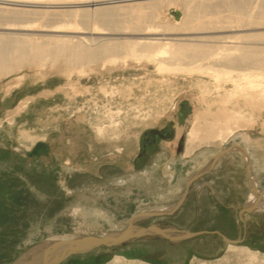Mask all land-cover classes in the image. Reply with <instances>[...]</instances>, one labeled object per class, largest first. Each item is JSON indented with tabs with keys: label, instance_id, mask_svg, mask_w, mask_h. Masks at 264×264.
I'll list each match as a JSON object with an SVG mask.
<instances>
[{
	"label": "rangeland",
	"instance_id": "1",
	"mask_svg": "<svg viewBox=\"0 0 264 264\" xmlns=\"http://www.w3.org/2000/svg\"><path fill=\"white\" fill-rule=\"evenodd\" d=\"M159 7L164 19L184 16L179 1ZM238 28L218 34L250 30ZM31 32L40 51L33 46L13 69L0 72V264L39 251L52 238L103 235L142 212L134 225L218 230L240 241L200 233L172 242L149 233L71 254L58 264H264L262 203L253 213H242L243 227L233 208L213 216L206 188H197L198 174L187 181L219 149L257 146L264 136L263 108L251 126L223 140H187L194 113L225 96L233 86L228 77H236V71L203 67L198 72L193 60L157 67L146 57L122 52L68 63L56 48L69 41ZM25 41L34 39L14 40L19 46ZM243 72L248 91L264 88V69ZM8 82L12 87L6 89ZM97 123L108 127L101 135ZM243 133L249 143L241 139ZM263 182L258 181L259 188ZM248 188L249 194L250 183ZM172 203L175 207L162 215L147 212ZM115 255L123 259L114 263Z\"/></svg>",
	"mask_w": 264,
	"mask_h": 264
},
{
	"label": "bare ground",
	"instance_id": "2",
	"mask_svg": "<svg viewBox=\"0 0 264 264\" xmlns=\"http://www.w3.org/2000/svg\"><path fill=\"white\" fill-rule=\"evenodd\" d=\"M178 1L183 5L184 16L179 20L164 19L159 6L163 2ZM252 2L256 5L253 6ZM257 4L260 7L256 8ZM261 6H264V0H0V72L13 69L20 58L28 52L31 53L33 46L40 51L39 41L31 32L33 30L49 33V37L58 38L56 42L69 41L68 45L56 48L57 51L65 52L62 58L68 63L114 56L122 52L126 56L146 57L154 61L157 67L180 65L182 61L179 60L184 61L182 65H187L193 60L198 63L194 69L187 67L188 70L199 69L202 72L205 67L211 72L236 71V77H228L233 86L227 94L219 98V101H214L216 103H213V107L207 101L209 104L205 110L196 111L188 130L187 140L190 144L210 139L223 140L238 128L251 126L264 108V88L248 91L246 86L250 85V81L243 72L250 68L264 69V9ZM95 21L103 25H94ZM232 26L239 27L238 31H252L245 30V33L241 31L225 36L218 34ZM28 37L34 41H25L28 44L21 46L14 42L17 38ZM184 58L190 61L186 63ZM8 83L6 89L12 87ZM261 125L264 128V119ZM105 126L97 123L96 133L101 135L108 128ZM246 137L241 135L243 142L249 143ZM239 148L242 152L244 150V155L248 158L245 148ZM249 163L251 165L250 160ZM255 197V191L250 192L247 202L258 205L260 201H255ZM263 200L264 196L261 201ZM171 207L174 208L175 205L154 208L147 212L162 215ZM143 214L134 213L123 227L103 232L99 237L138 228L133 222ZM164 229L171 235L186 231L171 226ZM82 236L45 240L38 246L39 251L29 250L13 263L25 264L44 252H52V256H58L63 249L71 246L70 242ZM110 241L111 245H116L123 239ZM100 246L102 244L85 252ZM122 257L115 255L114 263L119 262L117 260L123 259Z\"/></svg>",
	"mask_w": 264,
	"mask_h": 264
},
{
	"label": "crops",
	"instance_id": "3",
	"mask_svg": "<svg viewBox=\"0 0 264 264\" xmlns=\"http://www.w3.org/2000/svg\"><path fill=\"white\" fill-rule=\"evenodd\" d=\"M242 135L246 134L243 133ZM246 138L250 140L248 136ZM257 139L259 141V145L257 146L250 145L249 147L245 144V146L241 145L245 148L248 158L244 155V150L242 152V149L239 147H233L223 152H221L222 149H219L206 162H200L197 169L191 173V177L187 180L189 185V180L198 174L197 179L199 178V181L197 188H206L207 196L212 203L213 216L219 217L221 216L220 212L225 208L227 210L233 208L241 219L243 227H245V221L243 220L242 213L248 214L254 212L253 210L241 211L242 208L253 204H249V201L247 202L250 194L247 192L249 191L248 183L251 185L250 192L255 191V201L258 200L260 201L259 204L262 203L260 207L264 211V200L261 201L264 196V182L260 188L258 186V181L264 179V136ZM210 160L211 162L212 160L214 161L211 166L206 168ZM249 160L251 161V165ZM238 176L240 177L239 182L235 180V177ZM259 192H261L260 195Z\"/></svg>",
	"mask_w": 264,
	"mask_h": 264
},
{
	"label": "water",
	"instance_id": "4",
	"mask_svg": "<svg viewBox=\"0 0 264 264\" xmlns=\"http://www.w3.org/2000/svg\"><path fill=\"white\" fill-rule=\"evenodd\" d=\"M253 207L254 205H251L249 207L242 208L241 211H251ZM149 233L159 234L172 241L186 239V238L198 235L200 233H216L220 235L228 243H237L239 241V239H231V238L226 237L223 233H221L218 230L185 231L184 233L179 234V235H171L169 234L167 229L155 227L153 224H149L146 227L139 226L136 229H132V230L129 229L128 231L121 230V231L115 232L113 235H104L102 237L95 236V235H85V236H82L80 239H76L73 242H70L69 244L71 246L63 249L58 256H52L51 254L52 252H44L40 254L39 256L38 255L35 256V258L32 261H29L25 264H58L60 261L65 259L70 254L85 252L87 251V249L92 248L96 245L102 244L105 246H111L110 240L112 239L120 238V239H123L124 241L125 239L127 240L132 237H138V236L149 234Z\"/></svg>",
	"mask_w": 264,
	"mask_h": 264
}]
</instances>
